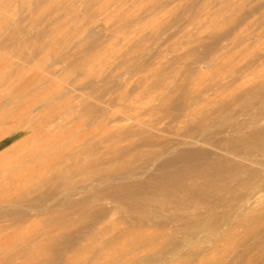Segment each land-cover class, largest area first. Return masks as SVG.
Returning a JSON list of instances; mask_svg holds the SVG:
<instances>
[{
  "label": "rangeland",
  "instance_id": "1",
  "mask_svg": "<svg viewBox=\"0 0 264 264\" xmlns=\"http://www.w3.org/2000/svg\"><path fill=\"white\" fill-rule=\"evenodd\" d=\"M0 12V264H131L166 241L190 264L264 260V193L248 188H264V164L223 150L236 122L264 130V0H0ZM166 160L198 193L186 208L160 187L157 217L101 196ZM159 258L137 264L175 262Z\"/></svg>",
  "mask_w": 264,
  "mask_h": 264
},
{
  "label": "bare ground",
  "instance_id": "2",
  "mask_svg": "<svg viewBox=\"0 0 264 264\" xmlns=\"http://www.w3.org/2000/svg\"><path fill=\"white\" fill-rule=\"evenodd\" d=\"M8 4V3H7ZM4 5V4H3ZM12 5V4H11ZM5 6V5H4ZM31 7V6H30ZM36 7V6H35ZM58 7V6H57ZM7 9V8H6ZM15 10V9H14ZM7 11V10H6ZM16 11V10H15ZM3 12V11H2ZM2 12H0V13H2ZM5 12V11H4ZM21 12V11H20ZM7 13V12H6ZM9 14V13H8ZM4 15V14H3ZM7 16V15H6ZM30 16V15H29ZM45 16H46V14H45ZM11 18V17H10ZM31 18V17H30ZM13 19V18H12ZM28 19V18H27ZM18 20V19H17ZM20 21V20H19ZM18 21V22H19ZM17 22V23H18ZM16 23V24H17ZM14 24V23H13ZM52 24V23H51ZM12 25V24H11ZM53 25V24H52ZM51 26V25H50ZM13 27V26H12ZM5 28V27H4ZM4 28H1V29H4ZM7 28V27H6ZM5 28V29H6ZM14 28V27H13ZM52 28V27H51ZM11 28H9V30H10ZM17 29V28H16ZM7 31V30H6ZM8 33V32H7ZM6 33V34H7ZM11 33H13V34H15L14 32H11ZM214 34V33H213ZM41 36H43V35H41ZM46 36V35H45ZM62 36V35H61ZM43 38V37H42ZM42 42H43V39H42ZM44 45H45V43H44ZM48 54V53H47ZM49 56V55H48ZM47 56V57H48ZM46 57V58H47ZM47 62V61H46ZM54 80V79H53ZM54 81H56V80H54ZM253 101V100H252ZM260 103V102H259ZM255 104H256V102H255ZM261 105V104H260ZM259 105V106H260ZM262 106H264V104H262ZM261 108V107H260ZM262 110V109H261ZM261 112H264V110H262ZM260 113V112H259ZM236 116V115H235ZM261 116V118L262 119H264V113H262V115H260ZM236 118V117H235ZM255 118V117H254ZM200 120V119H199ZM234 120V119H233ZM238 120V119H237ZM236 120V121H237ZM260 120V119H259ZM227 123V122H226ZM243 123V122H242ZM248 123H250V122H248ZM261 123V122H260ZM247 124V123H246ZM251 124V123H250ZM257 124V123H256ZM227 125V124H226ZM253 125V124H252ZM255 125V124H254ZM256 126V125H255ZM234 127L235 128H232L233 129V133H235V135H236V137H235V139L233 140V139H231L232 141H230V143L228 142H226V145L224 144L223 145V150H225L226 152H228V155H230V156H232V157H235V158H239L240 160L242 159V161H246V162H250V163H252V164H254V165H256V166H259V167H262V164H264V161H262V160H264V130H261L260 129V131H256V130H253V131H255V132H250V133H242V130L245 128V124H241V121H240V123L239 124H237V122H236V124L234 125ZM248 127V126H247ZM231 128V127H230ZM204 129V128H203ZM209 129V128H208ZM214 129V128H213ZM216 129V128H215ZM204 131V130H203ZM215 131H217V130H213V133L215 134ZM218 132V131H217ZM217 132H216V134H217ZM200 133V132H199ZM202 133H204V132H201V135L203 136V134ZM207 134L209 133L208 131L206 132ZM205 133V134H206ZM211 133H212V130H211ZM212 133V134H213ZM220 133V132H219ZM241 133H242V135H241ZM204 134V138H202V139H206L207 137L206 136H208L207 134L205 135ZM212 135L211 137H213V136H216V135ZM232 134V133H231ZM200 135V134H199ZM210 135V134H209ZM202 136H200V137H202ZM218 136V135H217ZM192 138V137H191ZM194 138V137H193ZM192 138V139H193ZM208 138H209V136H208ZM195 141L197 142V141H201V140H199L198 138H197V136L195 137ZM201 139V138H200ZM194 140V139H193ZM192 140V141H193ZM207 140V139H206ZM194 141V142H195ZM218 141V140H217ZM195 142V143H196ZM222 142V141H221ZM182 143V142H181ZM202 143V142H201ZM212 143V142H211ZM210 143V144H211ZM219 143H220V141H219ZM179 144V143H178ZM223 144V143H222ZM184 146V145H183ZM218 148H219V146L222 148V145L220 144H218V145H216ZM175 149H176V147H175ZM184 149V148H183ZM169 150V149H168ZM189 150V149H188ZM222 150V149H221ZM183 151V150H182ZM181 151V153H179V154H182V157H180V156H178V157H180V159L181 158H185V160H187L186 159V157L189 159L190 157H195L196 158V156H201V155H203L201 152H199V151H188V152H186V149H185V152L183 151L182 152ZM172 152V151H171ZM204 156V155H203ZM202 156V157H203ZM192 157V158H193ZM204 159H205V156L203 157ZM203 159V161H205ZM219 159H220V157H219ZM222 160H224L223 158H221ZM158 160H159V158H158ZM172 160V159H171ZM182 160V159H181ZM190 160V159H189ZM188 160V161H189ZM218 160V159H217ZM217 160H215V161H217ZM218 162H219V160H218ZM245 162V163H246ZM171 163H172V161H171ZM195 163H196V161H195ZM195 163H194V165H195ZM214 163V162H213ZM217 163V162H216ZM216 163H214L215 165H216ZM220 163H222L221 161H220ZM174 163H172V165H173ZM212 165V171H210V172H212V174H210V175H213L214 176V178H216L217 180L219 179V178H221V176L222 175H224V174H222L221 176L218 174L219 172H220V168H219V171L217 170V168H216V166L215 165ZM158 165V164H157ZM168 165H171L170 164V162L169 161H164V162H162L161 163V165L159 166V167H156L157 169H158V171L156 172V174H155V176H153L150 180H146V181H144L143 183H138L137 181L136 182H131V180L129 179V177L128 176H126V177H128V179L127 180H123V182L122 183H120V184H113L112 183V186H111V188L110 189H108V190H103L102 192H101V196L102 195H104V196H107L108 198H112V200L114 199L115 201H117L118 203L116 204V202L114 203L113 202V204H115L116 205V207L117 208H119L120 206H121V208H119V209H121L122 210V208H123V206L127 209V211L128 210H130L133 214L134 213H136L137 215L138 214H141V216L144 214L145 215V213H149V214H146V215H151V216H153V215H155L154 213H156V215H157V213H162L163 214V212H164V209H163V207L162 206H159L158 205V203L160 204V203H162L161 201H162V199H161V196L159 197H157L156 196V194H154L155 193V188L156 187H160V188H162V198H164L165 200L166 199H169V197L171 196V195H173L174 193H177V192H180V191H182V192H185V196H189V198L190 199H178V200H176V201H174V207H175V210H180V209H183V208H186V203L187 204H189V205H191L192 203H194L193 201L195 200L193 197L195 196V195H197L196 194V190L194 189V188H190L189 186L188 187H186L185 188V186H187V185H184L183 183H184V181H182L183 179L182 178H179L178 179V177H183V178H185L186 177V172L184 171V172H182V171H174L173 170V172H171V174L169 175V174H167L169 171H167V173L165 172V170L164 169H168L169 168V166ZM191 165V164H190ZM193 165V164H192ZM197 165H198V163H197ZM197 165H195V167L197 166ZM211 165V163L209 164L208 163V166H210ZM167 166V167H166ZM204 166V165H203ZM218 166H219V163H218ZM166 167V168H165ZM174 167V166H173ZM220 167H222V165H220ZM164 168V169H163ZM191 168V167H190ZM192 168H194L193 166H192ZM201 168V167H200ZM206 167H204L203 169H205ZM156 169V170H157ZM163 169V170H162ZM170 169V168H169ZM199 169V168H198ZM207 169V168H206ZM208 170H209V168H208ZM164 171V172H163ZM222 171V170H221ZM131 172V171H130ZM133 172V171H132ZM131 172V175H133V173ZM143 172H145V171H143ZM142 172V173H143ZM161 172H163V173H166L167 174V176H166V174H163V173H161ZM200 172V171H199ZM203 172V171H202ZM209 172V171H208ZM209 172V173H210ZM129 173V172H128ZM197 173V172H196ZM206 173V172H205ZM257 173H259V174H257L258 176L260 175V174H264V173H260V172H257ZM145 174H146V172H145ZM200 174V173H199ZM203 174V173H202ZM197 175H198V173H197ZM253 175H254V173H253ZM202 176V175H201ZM255 176H256V174H255ZM126 177H124V179H126ZM224 177V176H223ZM260 178H261V175L259 176ZM262 177H264V176H262ZM187 178V177H186ZM189 178V177H188ZM256 178H258V177H256ZM259 178V179H260ZM122 179H123V177H122ZM222 179V178H221ZM179 180H181V181H179ZM185 180V179H184ZM260 180H262V179H260ZM114 181H116V180H114ZM122 181V180H121ZM128 181H130V182H128ZM186 181V180H185ZM110 182H111V180H110ZM117 183V182H116ZM119 183V182H118ZM256 183V182H255ZM252 187V188H249V187ZM191 187H193V186H191ZM248 188L249 189H251V190H253V191H255L256 192V194H262V193H264V188H262L261 186H260V181H259V185L258 184H254L253 185V183H250L249 184V186H248ZM155 190V191H154ZM200 192V191H199ZM188 194V195H187ZM206 194H208V193H206ZM203 195H205V193L203 194ZM202 196V195H201ZM99 197H100V195H99ZM103 197V196H102ZM205 197V199L202 201V203H203V206H208L209 207V209H208V211L210 210V212H213L215 209H217V208H221V205H223V204H225V202H224V199H222V197H221V195L219 194V192L217 193V194H212L211 196H209V194L207 195V196H204ZM203 197V198H204ZM97 198V197H96ZM119 198H121L120 200H118ZM202 198V199H203ZM102 199V198H101ZM106 199V198H105ZM163 199V202H165V200ZM197 199V198H196ZM198 200H200V199H197V201L196 202H200V201H198ZM89 201H91V200H89ZM88 201V202H89ZM168 201H170V200H168ZM166 202H167V200H166ZM171 202V201H170ZM169 202V203H170ZM228 202V201H227ZM248 201H244V203H247ZM120 204V205H119ZM166 204V206H167V203H165ZM165 204H164V207H165ZM196 204V203H195ZM162 205V204H161ZM194 205V204H193ZM192 205V206H193ZM200 205V203L197 205V206H199ZM230 205V204H229ZM196 206V207H197ZM232 206V205H231ZM234 206V205H233ZM233 206L232 207H230L229 208V211L231 210V208L232 209H234L233 208ZM195 207V208H196ZM201 207H202V204H201ZM207 207V208H208ZM223 207V206H222ZM235 207V206H234ZM116 208V209H117ZM124 208V210H126ZM168 208V207H167ZM236 208V207H235ZM190 209V208H189ZM199 209V208H198ZM124 210H123V212H124ZM167 210V212H169L168 211V209H166ZM174 210V211H175ZM195 210V209H194ZM200 210V209H199ZM205 210V209H204ZM233 211V210H232ZM235 211V210H234ZM152 212V213H151ZM93 213V212H92ZM96 213V212H95ZM151 213V214H150ZM208 213V212H207ZM129 214H131V213H129ZM135 215V214H134ZM143 215V216H144ZM155 215V217H157ZM159 215V214H158ZM161 215V214H160ZM165 215H167V213H165ZM165 215H161V216H165ZM206 215V214H205ZM139 216V215H138ZM138 216H136V218L134 219V223L137 225H139V224H141L140 222H142L143 220H139L138 218ZM151 216H147L148 218L149 217H151ZM134 217V216H133ZM138 217V218H137ZM155 217H153V218H155ZM159 218H161L160 216H158ZM205 217H208V216H205ZM143 218H145V217H143ZM152 218V219H153ZM158 218V219H159ZM166 219H167V217H165ZM213 218V217H212ZM142 219V218H141ZM147 219V218H146ZM149 219H151V218H149ZM149 219H147V221L148 222H151L152 221V219L151 220H149ZM181 219V221L183 220L182 218H180ZM179 219V220H180ZM155 220V219H154ZM154 220H153V222H154ZM157 220V219H156ZM156 220H155V222H156ZM176 220V219H175ZM146 221V222H147ZM132 222V221H131ZM154 222V223H155ZM161 223H162V221H160ZM133 223V224H134ZM144 223V222H143ZM206 223V222H205ZM132 224V223H131ZM157 224V223H156ZM165 224V223H164ZM150 225H153V224H151L150 223ZM155 225V224H154ZM159 225V224H158ZM160 226V225H159ZM163 226V225H162ZM166 226V225H165ZM162 228V227H161ZM185 228V227H184ZM191 231H193V230H188V229H185V231L184 232H178V231H176L177 233H179V234H181V236H182V238H180V240H182V243H186L187 241H189V240H187L188 238H191L192 237V232ZM201 232H200V230L196 233V235L195 236H197L198 234H200ZM215 233V232H214ZM211 234V233H210ZM221 235V234H220ZM219 235V236H220ZM194 236V235H193ZM194 236V237H195ZM218 236V237H219ZM215 237V236H214ZM198 238V237H197ZM204 240V239H203ZM167 244H169V242H160V244L158 243V245H149V247L150 246H152V247H147V251L146 252H144V251H141L142 253H144V255L142 254V257L141 258H139V256H138V260H134V261H132V263L131 264H137V263H139L140 261H143V262H148V260L149 261H151L153 258H155V259H160L159 257H161V260L162 259H165L166 257L168 258H170L171 257V259L173 260V262H174V258H175V262H176V264H190V262L193 260V258H194V255L196 256V254H193L192 252H183V254L182 255H179L180 253H181V250L182 249H180V247H182L181 246V243H178V241H175V243L174 244H172L171 245V248L168 250V248H166L165 246L167 245ZM189 244V243H188ZM196 244V243H195ZM145 245V244H144ZM187 245V244H186ZM190 245H192V244H190ZM252 245V244H251ZM146 246V245H145ZM168 246V245H167ZM252 247V246H251ZM250 247V248H251ZM258 247H260V246H258ZM249 248V247H248ZM262 248V247H261ZM254 249V248H253ZM144 250V249H143ZM145 250H146V248H145ZM194 250V249H193ZM192 250V251H193ZM198 250V249H197ZM253 251V250H252ZM257 251H259V249L257 250ZM253 253V252H252ZM258 253V252H257ZM258 256H259V254H258ZM257 256V257H258ZM156 257H158V258H156ZM165 257V258H164ZM197 257V256H196ZM202 257V256H201ZM259 257H262V256H259ZM258 257V258H259ZM134 258V257H133ZM241 257L240 256H237L236 257V259L234 260V261H238V264H240V261H241V259H240ZM14 259V258H13ZM131 259V258H130ZM155 259H153V260H155ZM177 259V260H176ZM194 259H198V258H194ZM260 259V258H259ZM261 259H264V257H262ZM19 260V259H18ZM133 260V259H132ZM152 260V261H153ZM131 261V260H130ZM262 262L260 263V264H264V260H261ZM127 262H128V260H127ZM142 262V263H143ZM169 262H171V260L169 261ZM175 262H174V264H175ZM141 263V262H140ZM149 263V262H148ZM50 264V263H49ZM126 264V263H125ZM130 264V263H129ZM170 264V263H169ZM173 264V263H172ZM225 264H226V262H225ZM232 264V263H231Z\"/></svg>",
  "mask_w": 264,
  "mask_h": 264
}]
</instances>
